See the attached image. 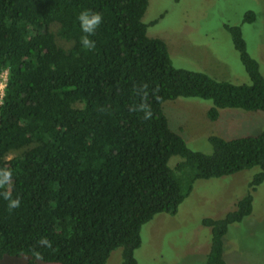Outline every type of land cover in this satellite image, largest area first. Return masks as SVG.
Returning <instances> with one entry per match:
<instances>
[{"label": "trees", "instance_id": "obj_1", "mask_svg": "<svg viewBox=\"0 0 264 264\" xmlns=\"http://www.w3.org/2000/svg\"><path fill=\"white\" fill-rule=\"evenodd\" d=\"M149 1L0 0V74L9 70L0 172L11 176L0 184V260L107 264L121 247L122 264H139L143 226L157 214L175 215L197 180L258 166L233 210L202 220L211 230L205 264H227L224 237L252 214L264 182V131L211 135V152L194 150L171 127L164 103L209 99L213 121L224 108L264 111V76L241 25L226 29L249 83L176 67L167 43L148 35ZM83 10L103 17L91 50L80 43ZM255 19L248 10L243 22ZM141 103L148 119L130 110ZM5 193L20 207L9 209Z\"/></svg>", "mask_w": 264, "mask_h": 264}, {"label": "rangeland", "instance_id": "obj_2", "mask_svg": "<svg viewBox=\"0 0 264 264\" xmlns=\"http://www.w3.org/2000/svg\"><path fill=\"white\" fill-rule=\"evenodd\" d=\"M248 10L256 13L253 22H243ZM143 21L149 24V36L167 43L176 67L236 84L250 79L226 25H241L248 51L258 60L264 76V0H150ZM211 105V100L197 97L164 103L171 127L194 150L211 152V135L230 139L264 131V111L224 108L213 121L207 117ZM259 170L255 166L221 178L197 180L175 215L157 214L143 226L142 245L135 252L138 263L205 264L211 230L202 220L223 217L233 210ZM253 194L252 214L232 224L224 237L227 264H264V182ZM28 259L26 255L6 256L0 264H27ZM107 264H122L121 247L111 253Z\"/></svg>", "mask_w": 264, "mask_h": 264}, {"label": "clouds", "instance_id": "obj_3", "mask_svg": "<svg viewBox=\"0 0 264 264\" xmlns=\"http://www.w3.org/2000/svg\"><path fill=\"white\" fill-rule=\"evenodd\" d=\"M79 21V25L81 28L83 35L81 37V45L83 48L91 50L95 48V41L90 39L89 37L95 33L97 28L102 23L103 17L98 12H92L90 10H83L79 13L77 17ZM131 111L142 112L143 118L148 119L152 112L150 107L146 103H141L137 105L135 108L130 109ZM11 179L10 173L8 172H0V184H6ZM4 198L8 200L9 209H16L20 207V200L11 198L10 194L5 193ZM40 245L45 247H51V242L47 238H41L39 241Z\"/></svg>", "mask_w": 264, "mask_h": 264}, {"label": "built area", "instance_id": "obj_4", "mask_svg": "<svg viewBox=\"0 0 264 264\" xmlns=\"http://www.w3.org/2000/svg\"><path fill=\"white\" fill-rule=\"evenodd\" d=\"M9 70L4 69L0 74V106L4 102L6 87L8 84Z\"/></svg>", "mask_w": 264, "mask_h": 264}]
</instances>
